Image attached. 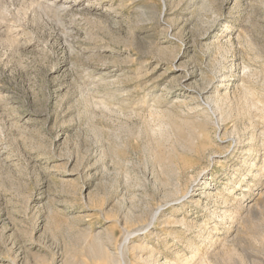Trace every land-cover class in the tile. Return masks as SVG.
Wrapping results in <instances>:
<instances>
[{"label": "rangeland", "instance_id": "rangeland-1", "mask_svg": "<svg viewBox=\"0 0 264 264\" xmlns=\"http://www.w3.org/2000/svg\"><path fill=\"white\" fill-rule=\"evenodd\" d=\"M263 108L264 0H0V264H264Z\"/></svg>", "mask_w": 264, "mask_h": 264}, {"label": "bare ground", "instance_id": "bare-ground-1", "mask_svg": "<svg viewBox=\"0 0 264 264\" xmlns=\"http://www.w3.org/2000/svg\"><path fill=\"white\" fill-rule=\"evenodd\" d=\"M62 4H63V3H62ZM59 5H60V4H59ZM261 108H262V107H261ZM263 110H264V108H263ZM263 110H262V111H263ZM263 112H264V111H263ZM218 128H219V127H218ZM262 165H263V168H262V169H263V172H264V162H263ZM246 167H247V169H249V171L251 172L252 169H253L255 166H254L253 163H249V164H247ZM262 169H259V170L261 171ZM204 171H205V170H204ZM201 173H202V172H201ZM201 173H200V174H201ZM260 174H261V173H260ZM234 176H235V175H234ZM238 176H239V175H238ZM240 176H241V175H240ZM243 176H244V175H243ZM199 177H200V176H199ZM257 177H260V175H258ZM263 177H264V176H263ZM260 178H261V177H260ZM260 178H259V179H260ZM237 179H238V178H237ZM243 179H244V178H243ZM255 179H256V175L254 174V175L249 179L248 183L255 181ZM257 179H258V178H257ZM259 179H258V180H259ZM260 180H261V179H260ZM233 182H234V181H233ZM238 183H239V182H238ZM248 183H247V184H248ZM238 185H239V184H238ZM238 185H236V186H237L236 188H237V189H242V187H240V186L238 187ZM234 189H235V188H234ZM174 194H175V193H174ZM176 194H178L177 191H176ZM179 194H180V193H179ZM187 194H189V193H187ZM187 194H185L184 196L181 195L182 197H179V198L176 200V202H180L183 198H185V197L187 196ZM211 194H212V193H211ZM211 194H210V193H206V192L204 191V192H203V195H204L203 197H206V198L208 199V198H210V197L212 196ZM201 196H202V195H201ZM236 196H237V195H236ZM174 197H175V195H174ZM176 197H178V196H176ZM228 197H229V196H228ZM245 197H246L245 195H242L241 200H244V201L248 202V205H245V207H244L243 209L250 210V209L252 208V206L249 204L251 198H245ZM235 198H236V197H235ZM198 200H199V199H198ZM199 201H200V200H199ZM235 201H237V199H236ZM238 201H239V199H238ZM200 202H201V201H200ZM200 202H199V203H200ZM207 202H208V201H207ZM199 203H198V204H199ZM235 203H236V202H235ZM179 204H180V203H179ZM238 204H239V203H238ZM241 204H242V202H240V204H239V207H240V208H241L242 205H243V204H242V205H241ZM224 205H226V204H224ZM224 205H223V206H224ZM237 206H238V205H237ZM243 206H244V205H243ZM161 209H162V207H161ZM161 209H158L157 213H155L154 215H152V218H151V219H152V222H153V223H155L154 221H157V217H158L157 214L161 211ZM241 209H242V208H241ZM215 214H216V212H215ZM217 214H218V211H217ZM217 214H216V216H218ZM158 215H159V214H158ZM213 215H214V213H213ZM229 215H230V214H229ZM229 215H225V214H224V216L221 215L222 220H223V221H226V220H227V217H230ZM219 216H220V215H219ZM232 216H233V215H232ZM150 217H151V216H150ZM213 217H214V216H213ZM218 219H219V218H218ZM158 220H159V219H158ZM228 220H229V219H228ZM150 221H151V220H150ZM149 224L151 225V222H150ZM141 228H142V227H141ZM148 229H149V228H148ZM188 229H189V228H188ZM140 230H141V229H140ZM145 231H146V230H145ZM126 232H127V231H126ZM135 233H137V232L135 231ZM133 234H134V233H133ZM134 235H135V234H134ZM134 235H130V234H128L126 237H123V238H125V240H124V242H123L124 245H121V246L119 247V251H118V252H119V257H118V259H114V258H113L114 260H113V259H112V260L110 259V261H111L110 264H125L124 261H123V253H124L125 251H129V250L131 251V249H132V251H133L134 248H136V247H133V246H131L132 248H130V246H127V245H126V243L130 240V236L133 237ZM140 244H141V243H140ZM140 244H136V245H140ZM118 246H119V244H118ZM134 246H135V245H134ZM137 247H138V246H137ZM139 248L142 249V246L139 247ZM139 250H140V249H139ZM116 257H117V256H116ZM124 258H125V257H124ZM152 258H153V257H152ZM152 258H151V259H152ZM147 263H148V262H147ZM156 263H157V262H156Z\"/></svg>", "mask_w": 264, "mask_h": 264}]
</instances>
